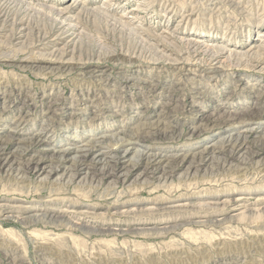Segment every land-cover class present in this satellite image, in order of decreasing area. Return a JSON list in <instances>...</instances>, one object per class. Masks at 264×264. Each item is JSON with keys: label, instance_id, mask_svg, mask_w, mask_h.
Returning a JSON list of instances; mask_svg holds the SVG:
<instances>
[{"label": "rangeland", "instance_id": "1", "mask_svg": "<svg viewBox=\"0 0 264 264\" xmlns=\"http://www.w3.org/2000/svg\"><path fill=\"white\" fill-rule=\"evenodd\" d=\"M0 144V264H264V0H0Z\"/></svg>", "mask_w": 264, "mask_h": 264}, {"label": "bare ground", "instance_id": "2", "mask_svg": "<svg viewBox=\"0 0 264 264\" xmlns=\"http://www.w3.org/2000/svg\"><path fill=\"white\" fill-rule=\"evenodd\" d=\"M5 147H6L5 144L0 146V169L5 170L9 175L17 173V174H21L22 178H25V176H27L28 174H31V173L41 174L44 171H46L45 170L46 166H42L41 161L28 162L26 164V166L24 167V169H17L15 167V164H17V162H15V161L10 162L8 158L3 157V152L5 150ZM99 154H100V152L98 154L93 155V157L91 159H89L91 157V150H88V152H85V154L79 155L78 158L74 160V165L76 168V170H74V172L75 171L78 172L81 169L82 170L87 169L88 171L94 170L96 173L100 172V173H102V175L104 177H112V178L117 177L118 178L119 175L116 171L117 169L115 168L114 165L111 166L110 162L105 163V165L103 166V169H98V166L103 162L102 160L104 158L103 154H101V155H99ZM204 156L205 155H201L200 158H202ZM51 159H52L51 163L54 166L52 165L50 167L49 176L53 175L58 170L57 168H59L64 161L68 160L67 152L65 151V152H63V154L61 156L54 157ZM89 164H90V166H88ZM157 164H159V162H157L156 160H152V161L150 160V162H149L150 166L157 165ZM77 172L74 173L73 176H76V174H78ZM68 174H69V172H68ZM90 175H91L92 180H93L95 178L96 174L92 173ZM47 179H45L44 182L47 181ZM70 180H72L71 177H70Z\"/></svg>", "mask_w": 264, "mask_h": 264}]
</instances>
